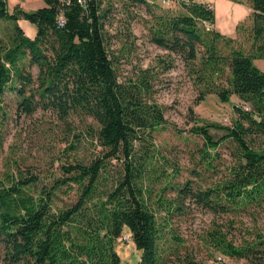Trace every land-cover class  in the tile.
<instances>
[{
	"label": "trees",
	"instance_id": "trees-1",
	"mask_svg": "<svg viewBox=\"0 0 264 264\" xmlns=\"http://www.w3.org/2000/svg\"><path fill=\"white\" fill-rule=\"evenodd\" d=\"M44 1L31 10L18 5L10 10L8 0H0V20L14 22V31L0 37V100L12 90L24 113L42 108L63 118L73 113L91 116L99 123L96 134L107 151L90 163L64 165L67 178L80 187L73 203L58 199L65 178L49 188L38 185L37 174L21 169L0 178V264H122L116 242L126 228L141 250L138 264H165L167 233L179 239L172 222L188 202L214 214L264 205V144H259L264 143V69L255 62L264 58V0H251L250 51L236 43L238 37L212 26L215 10L205 1L176 0V7L150 0ZM143 7L152 16L150 40L168 50L160 59L163 69L173 65L166 57L176 53L202 86V97L216 92L229 101L235 93L251 105L245 109L236 104L237 116L230 124L195 120L190 131L204 142L191 169L195 177L184 180L172 179L168 158L154 141L161 129L184 130L169 121L154 96L160 71L140 67L135 77L121 80L109 44L108 25L115 11L124 14L121 24L130 31ZM21 18L37 26L34 36L19 24ZM246 29L238 26L240 35ZM220 39L227 42V53L220 50ZM212 127L224 132L217 137ZM226 142L234 144L233 163L221 177L208 181L207 171L218 168L217 148ZM109 156L122 159V169L112 187H102L103 174L109 175ZM176 172H181L180 166ZM169 187L176 195L169 196ZM209 238L224 254L245 256L254 264L264 260L263 235L236 243L214 226ZM181 260L172 259V264H188Z\"/></svg>",
	"mask_w": 264,
	"mask_h": 264
},
{
	"label": "rangeland",
	"instance_id": "rangeland-1",
	"mask_svg": "<svg viewBox=\"0 0 264 264\" xmlns=\"http://www.w3.org/2000/svg\"><path fill=\"white\" fill-rule=\"evenodd\" d=\"M212 1L216 5L217 29L232 32L231 28L235 25L231 23L233 16L230 15L227 2L234 1ZM8 2L10 10L17 5L31 10L45 4L44 0H8ZM160 3L167 7L177 6L172 0ZM238 7H241L242 11L245 10V16L238 26L244 24L247 29L241 31L236 43L244 50L250 51L253 48V37L248 32L252 20L249 13L251 8L248 2ZM138 13L132 20L130 31L121 24L124 14L120 11H115V16L112 14V22L110 21V26L108 25L112 33L109 44L116 52L115 63L119 78L121 80L133 78L140 67L150 65L160 71V78L155 81L154 96L164 107L165 116L169 121L177 123L184 130L178 131L173 127L161 129L156 132L154 141L161 153L168 158L166 166L173 173V180L195 177L191 169L197 166L196 161L200 157L199 148L204 142L200 135L190 131L195 120L199 123L202 120H212L230 124L237 116L235 105L242 103V99L234 93L229 101H223L216 92H208L202 97L200 94L202 86L194 81L187 69L188 66L176 53L172 52V57H166L173 65L163 69L165 62H161L160 59L165 57L168 50L149 38L148 24L152 16L144 7L140 8ZM19 24L27 34L31 36L36 34L37 26L30 20L21 18ZM13 26V21L1 19L0 37L7 38L14 31ZM125 31L129 35L128 42L124 36ZM218 44L220 50L228 52L229 46L225 40L220 39ZM19 99L14 91L7 90L0 100V178H5L8 171L16 174L21 169L26 174H37L40 177L38 185L48 188L56 179L65 178L67 182L57 190L58 199L60 203H73L79 197L80 187L77 182L67 178L70 173L65 170L64 165L78 161L90 163L107 151L99 143L96 134L98 121L80 113H73L63 118L55 111L42 108L31 114L24 113L18 109ZM211 131L217 137L224 132L213 127ZM259 144L264 143L259 142ZM259 144L257 143V146H262ZM217 149V157L214 161L218 168L207 171L208 181L225 174L227 166L234 160V144L222 143ZM107 161L109 175L106 177L103 174L102 187H112L122 169V159L109 156ZM177 166L181 167V172L176 176ZM167 192L169 196L176 195L174 189L170 187ZM162 210L165 211V208ZM214 226L222 228L236 243H242L244 239L253 240L259 235L264 236V205L237 214H214L194 202H188L184 213L172 222L174 232L179 239L173 237L170 232L167 233L164 244L166 263L172 264V259L182 262V257L188 264H254L248 257H233L220 251L209 238V232ZM116 248L121 255L122 264H138L141 250L136 247L127 228L118 238ZM218 255L223 256V261L217 260ZM261 261L258 264H264V260Z\"/></svg>",
	"mask_w": 264,
	"mask_h": 264
},
{
	"label": "crops",
	"instance_id": "crops-1",
	"mask_svg": "<svg viewBox=\"0 0 264 264\" xmlns=\"http://www.w3.org/2000/svg\"><path fill=\"white\" fill-rule=\"evenodd\" d=\"M150 1H159V2H166L165 0H150ZM168 1H171V0H168ZM172 1H176V0H172ZM234 2L231 3V1L227 2V7L230 11V15L233 16V19H231V23L235 26H233V29L232 32H223L222 30L220 29H217L216 27V13H215V22L212 24V26L220 31L221 33L225 34L226 36H229V37H238L240 34L239 30H238V23L242 21V17L245 16V10L242 11L241 7H238L239 5L241 6V4H243L244 2H248V5L250 6L251 8V12L250 13V17H251V13L253 11V7H252V3H251V0H233ZM205 2H208V3H211L213 5V8L216 12V5L215 3L212 1V0H207ZM255 62L256 64L261 67L262 69H264V58H256L255 59Z\"/></svg>",
	"mask_w": 264,
	"mask_h": 264
},
{
	"label": "built area",
	"instance_id": "built-area-1",
	"mask_svg": "<svg viewBox=\"0 0 264 264\" xmlns=\"http://www.w3.org/2000/svg\"><path fill=\"white\" fill-rule=\"evenodd\" d=\"M165 1H166V2H169L168 0H165ZM210 7H213V5L210 4ZM60 20H61V22H64L65 18L61 15ZM206 24L209 25L208 22H206ZM242 106H243L245 109H251V105H250V103L247 102V101H242ZM223 259H224V258H223L222 255H218V256H217V260H218V261H223Z\"/></svg>",
	"mask_w": 264,
	"mask_h": 264
}]
</instances>
